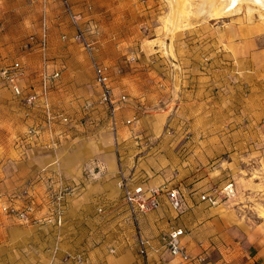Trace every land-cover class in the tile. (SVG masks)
Here are the masks:
<instances>
[{
  "label": "crops",
  "instance_id": "obj_1",
  "mask_svg": "<svg viewBox=\"0 0 264 264\" xmlns=\"http://www.w3.org/2000/svg\"><path fill=\"white\" fill-rule=\"evenodd\" d=\"M70 1L77 12L88 4V0ZM38 8L35 43H20L6 32L0 37V59L6 61L5 65L0 61V71L18 62L21 89L39 94L34 105H25L0 74L7 95L21 101L26 123L0 153V264H264V226L232 222L233 215L223 204L214 207L201 200L213 172L223 166L219 157L247 149L253 134L220 131L217 121L212 130L199 126L189 135L163 134L167 120L178 124L187 115L180 117L178 110L172 116L169 109L142 112L162 103L166 108H197V113L185 112L191 117L187 124H201L200 110L205 111L207 100L214 103L209 108L219 105L221 97L210 96L206 84L205 38H197L191 53L177 41L164 47V55L154 43L137 62L107 53L104 49L114 46L102 40L97 55L109 66L117 99L113 129L105 106L97 101L91 61L73 38L74 27L68 17L64 24L53 15L57 8L65 13L63 6L58 0H38ZM83 15L88 18V12ZM238 56L241 64H247L242 53ZM145 76L150 77V93L143 90ZM177 76L184 79L175 89ZM237 87L245 94L235 97L251 98L244 85ZM121 95L126 101H119ZM129 119L131 123L126 122ZM31 128L38 130L29 135ZM119 173L126 174L131 188L166 184L176 189L180 207L173 208L164 193L157 208L138 214L136 226L118 185ZM46 174L60 175L76 186L73 194L64 197L60 225L46 216ZM26 184L34 186L38 197L32 218L21 220L4 213L3 204H24L19 193ZM172 228L184 230L182 244L190 260L173 257L166 249L163 236ZM137 229L146 240L145 254L139 252Z\"/></svg>",
  "mask_w": 264,
  "mask_h": 264
},
{
  "label": "rangeland",
  "instance_id": "obj_2",
  "mask_svg": "<svg viewBox=\"0 0 264 264\" xmlns=\"http://www.w3.org/2000/svg\"><path fill=\"white\" fill-rule=\"evenodd\" d=\"M78 1L80 0H75ZM196 3L197 0L187 1V12L177 16V27L173 30L170 29V23L167 24L171 13L168 0H88V4L83 5L84 9L78 8V12L81 13L87 36L94 41L95 56L99 61L101 59L97 53H100L104 46L101 44L102 40L111 42L114 46L112 50L104 49L107 53L115 54L116 58L121 56L122 60L128 56L129 62H137L149 47L148 52L152 51V46H156L154 43H159L157 46L162 49L164 55H167L164 47L170 48L171 43L177 41L180 45L184 42L182 46L191 53L197 38H205L206 84L210 86V96L216 94L221 97L219 105L209 108V104L214 106V103L212 99L207 100L205 111L200 110L201 124H187L191 117L185 112L192 110L197 113V108L178 109L177 105L166 108L161 102L159 107H146L142 112L169 109L171 115H176L178 110L180 117L187 115L182 123L172 124L167 120L163 134L183 132L189 135L196 132L199 126L212 130L214 121H217L216 126L223 132L245 130L252 133L253 136L247 141V149L238 151L237 155L229 157L226 154L219 157L223 166L219 167V171L213 172L210 188L206 193L213 194L217 199V203L210 206L223 204L226 211L232 213V222H244L247 225L258 223L259 226H264V108L260 107V103L264 102V14L255 11L248 17L247 8L243 5L241 10L219 17L198 15L195 13ZM83 12H88V18ZM54 14L56 18L63 19L64 24L68 17L73 26L66 12L57 8L53 10ZM39 17L38 0H0V37L7 33L8 38L20 43H26V40L35 43L38 39ZM229 36L231 39H228ZM65 38L67 39L68 35ZM78 44L80 45L79 42ZM241 53L247 64L240 63L238 55ZM172 55L179 59L174 53ZM0 61L1 65H5L4 59ZM180 65L183 69L182 64ZM177 68L178 66L174 67L175 70ZM143 79V90L150 93V77L145 76ZM181 79L184 78L175 77V89L179 88L178 84L181 86ZM164 80L162 77V81ZM1 81L0 153H3L6 144L14 142L24 131L26 123L20 103L22 99L18 101L7 95ZM239 85L247 88L246 94L251 98L247 97L245 101L235 97L245 94L238 89ZM137 118L136 115L133 121ZM238 119L239 123L236 122ZM226 121H229V124ZM121 174L126 175L119 173V178ZM230 182L233 184V193L226 196L222 191Z\"/></svg>",
  "mask_w": 264,
  "mask_h": 264
},
{
  "label": "built area",
  "instance_id": "obj_3",
  "mask_svg": "<svg viewBox=\"0 0 264 264\" xmlns=\"http://www.w3.org/2000/svg\"><path fill=\"white\" fill-rule=\"evenodd\" d=\"M63 6L66 14L69 16L72 25L74 27L73 38L77 40L82 48L90 58L91 65L94 71V81L98 87V103L105 106L107 110L111 127L114 129L116 126L115 109L117 105V99L114 97L110 79H109V66L97 60L95 56L94 41L87 36L86 31L82 25L81 13L75 11L70 0H58ZM20 73V64L15 62L12 66L1 69L0 74L11 87L13 93L20 97L25 105H34L39 99L37 92H24L18 84V76ZM53 77H58V73L55 72ZM45 80L48 78L43 77ZM126 96L121 95L119 101H126ZM88 106V105H87ZM133 119H129L126 122L131 123ZM33 130H35L33 132ZM38 128L29 129L28 134L33 135ZM46 193L48 198L49 207L46 214L48 220L55 219L58 225L62 222L63 212V201L64 197L71 195L76 191V186L64 180L60 175L46 174ZM119 187L122 190L129 217L132 222L137 226V216L139 213L147 212L151 209H155L159 205L160 195L166 193L170 198V203L173 208L177 209L180 207V199L176 189H171L166 184L160 186H145L139 184L133 188L128 184L127 178L121 174L118 182ZM34 186L26 187L21 189L20 195L24 201L21 207L13 204H3L1 209L4 213L17 217L21 220H28L32 218V213L36 211L38 205V197L35 193ZM224 195L230 196L233 193V184L230 182L225 185L223 191ZM14 198V197H13ZM201 199L207 201L209 204L214 205L217 203V199L213 194L204 193L201 195ZM182 228H172L166 235L163 236L164 244L168 252L173 257H178L183 261L190 260V255L186 252L182 244V236L184 235ZM137 241L139 245V252L145 254L146 240L142 237L139 230L137 229Z\"/></svg>",
  "mask_w": 264,
  "mask_h": 264
},
{
  "label": "bare ground",
  "instance_id": "obj_4",
  "mask_svg": "<svg viewBox=\"0 0 264 264\" xmlns=\"http://www.w3.org/2000/svg\"><path fill=\"white\" fill-rule=\"evenodd\" d=\"M187 1L168 0L171 13L167 19V24L170 23V29L173 30L177 27L175 24L177 16L187 12V8H185ZM243 5L247 8L248 17H251L255 11L261 15L264 14V0H197L195 13L219 17L239 11Z\"/></svg>",
  "mask_w": 264,
  "mask_h": 264
}]
</instances>
